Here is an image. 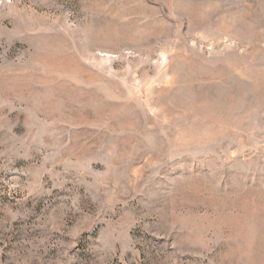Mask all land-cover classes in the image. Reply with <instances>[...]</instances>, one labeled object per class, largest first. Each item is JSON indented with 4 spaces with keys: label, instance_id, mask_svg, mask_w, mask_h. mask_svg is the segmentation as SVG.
<instances>
[{
    "label": "rangeland",
    "instance_id": "374dc122",
    "mask_svg": "<svg viewBox=\"0 0 264 264\" xmlns=\"http://www.w3.org/2000/svg\"><path fill=\"white\" fill-rule=\"evenodd\" d=\"M0 264H264V0H0Z\"/></svg>",
    "mask_w": 264,
    "mask_h": 264
}]
</instances>
